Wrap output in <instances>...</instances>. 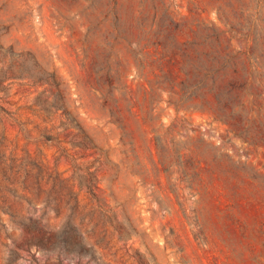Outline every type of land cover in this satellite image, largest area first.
Wrapping results in <instances>:
<instances>
[{
  "label": "rangeland",
  "instance_id": "rangeland-1",
  "mask_svg": "<svg viewBox=\"0 0 264 264\" xmlns=\"http://www.w3.org/2000/svg\"><path fill=\"white\" fill-rule=\"evenodd\" d=\"M20 262L264 264V0H0Z\"/></svg>",
  "mask_w": 264,
  "mask_h": 264
},
{
  "label": "trees",
  "instance_id": "trees-1",
  "mask_svg": "<svg viewBox=\"0 0 264 264\" xmlns=\"http://www.w3.org/2000/svg\"><path fill=\"white\" fill-rule=\"evenodd\" d=\"M234 86L233 85H225L223 83H218L217 84V89H218V94L217 97L219 98V96L221 94L224 95V97L226 98L227 101H230V99H232V97H234L233 95V90Z\"/></svg>",
  "mask_w": 264,
  "mask_h": 264
},
{
  "label": "clouds",
  "instance_id": "clouds-1",
  "mask_svg": "<svg viewBox=\"0 0 264 264\" xmlns=\"http://www.w3.org/2000/svg\"><path fill=\"white\" fill-rule=\"evenodd\" d=\"M20 264H23V262H20Z\"/></svg>",
  "mask_w": 264,
  "mask_h": 264
}]
</instances>
